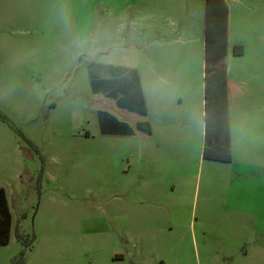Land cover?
Wrapping results in <instances>:
<instances>
[{"label":"rangeland","instance_id":"374dc122","mask_svg":"<svg viewBox=\"0 0 264 264\" xmlns=\"http://www.w3.org/2000/svg\"><path fill=\"white\" fill-rule=\"evenodd\" d=\"M2 1L0 187L11 223L7 242L0 245V264L20 251L24 264H264L262 240L245 242L252 224L223 229L213 223L210 176L225 163L201 157L202 74L198 60L188 56L196 48L161 21L164 0H118L119 8L109 0H39L52 2L43 3L49 9L46 23L41 19L42 34L22 32L28 21H17L16 1ZM29 4L22 2L24 16L31 15ZM150 10L154 23L145 15ZM116 12L123 15L120 22ZM52 49L68 52L56 60L58 69ZM151 49L179 50L193 58V65L183 70L139 72L143 80L168 77L176 82L170 97L180 100L160 114L174 117L167 125L174 131L188 132L181 149H166L157 131L142 141V151L134 147L133 137L98 132L101 109L119 121L129 120L103 107L102 96L91 91L93 68L123 51L144 60ZM262 58L264 69V52ZM175 61L171 56L170 62ZM107 101L113 108V101ZM178 117L187 120L182 128ZM150 121L165 128L158 119ZM154 142L156 150L143 144ZM161 174L166 184L160 191L154 182L152 193L163 195L169 210L144 227L142 215L133 221L131 210L155 206L137 202L133 190Z\"/></svg>","mask_w":264,"mask_h":264},{"label":"crops","instance_id":"0c3cea01","mask_svg":"<svg viewBox=\"0 0 264 264\" xmlns=\"http://www.w3.org/2000/svg\"><path fill=\"white\" fill-rule=\"evenodd\" d=\"M15 1L18 6L17 21H28L22 32L44 33L41 19L43 18L46 23L44 14H47L49 8L44 9L43 3L51 4L52 2L30 0L31 15L24 16L23 0ZM108 2L110 6L120 7L118 0ZM224 2L227 6V52L223 61L226 74L230 160L223 162L225 166H222L219 174L210 176L212 190L209 207L216 216L213 223L217 228L221 224L223 229L228 228L230 224H235L238 225L237 229H244L246 224L250 223L252 224L250 240L245 242H260L259 239H261L264 247V69L262 58L264 0H224ZM2 3L3 1L0 0V6ZM182 5L183 10L179 8ZM151 7H153L152 4ZM34 8H37L36 21H34ZM162 13L161 21L165 22V26L172 24L175 31H178V38H182V42L194 44L197 54L196 51L191 50L188 56L193 55L195 61L198 60L200 74L203 76L201 67L203 66L204 0H164ZM114 14L117 22H120L123 15L118 17V12ZM145 15L152 22L153 11L150 10ZM142 16H135L134 19ZM155 21L153 20V23ZM62 22L66 23L67 18H62ZM66 35L67 32L64 36ZM157 40L159 39H154L153 43L160 45ZM233 45L241 46L240 55L231 53L230 49ZM51 54L54 69H58L57 59L62 56L68 57V52L60 54L56 49H52ZM171 56L173 60H176L174 63L170 62ZM143 57L144 60H141L137 53L123 51L121 54L117 53L113 60L101 61L93 68L96 79L92 81L91 91L102 96L105 102L102 100L103 107L108 106L112 112L116 110L118 115L129 120L128 122L121 119L119 121L107 108L101 109L98 115V132L104 136L133 137L134 147L142 151V141H148L157 131L161 134L162 144L166 149L168 147L172 150L179 146L181 149L185 145V135L188 132L174 131L167 126L174 121V117L172 115L163 117L165 113L160 114L172 108L176 104L175 99L180 100L179 96L170 97L173 91L169 88H173L176 82H171L168 77L160 80L159 78L143 80L139 72L145 68L151 72L160 70L163 73L172 72L173 69L183 70V66L185 68V65L189 67L193 65V58H188L185 52L178 50L172 53L169 49L159 52L151 49ZM108 99L113 101V108ZM52 104L55 105V103ZM153 118L158 119L159 124L165 128L153 126L150 121ZM178 120H180L181 128L187 123V120L180 117ZM199 130L201 135L202 123ZM143 144L149 145L152 150L159 147L157 142ZM144 147L148 148V146ZM154 182H157L162 191V186L166 184V176L165 180L163 174L156 178L149 177L143 182L144 188L141 186L133 190L134 196L139 198L136 199L137 202L139 200L141 203L147 202L155 206L149 208L141 204L131 210L130 215L135 218L133 221H136V216L142 215L143 223L140 221V224L144 227H148L153 217L162 218L170 206L168 201H164L163 195L152 193L151 186ZM140 210L142 211L139 212ZM132 224L137 223L132 222ZM260 247L258 252L262 253L263 250ZM113 258H119V255L115 254Z\"/></svg>","mask_w":264,"mask_h":264},{"label":"trees","instance_id":"16d2710c","mask_svg":"<svg viewBox=\"0 0 264 264\" xmlns=\"http://www.w3.org/2000/svg\"><path fill=\"white\" fill-rule=\"evenodd\" d=\"M226 29L227 6L224 0H204L201 157L220 162L230 160L226 74L223 61L227 52ZM230 51L233 55H240L242 48L240 45H233ZM0 118L3 119L1 114ZM10 223L5 192L0 187V245L7 242ZM8 264H24V252L20 251Z\"/></svg>","mask_w":264,"mask_h":264}]
</instances>
